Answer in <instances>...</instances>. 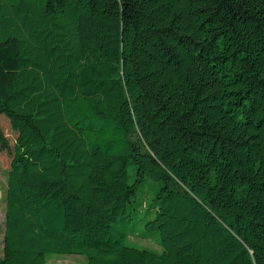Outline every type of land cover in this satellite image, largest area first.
Instances as JSON below:
<instances>
[{"label": "trees", "instance_id": "trees-1", "mask_svg": "<svg viewBox=\"0 0 264 264\" xmlns=\"http://www.w3.org/2000/svg\"><path fill=\"white\" fill-rule=\"evenodd\" d=\"M0 150V264H264V0H0Z\"/></svg>", "mask_w": 264, "mask_h": 264}, {"label": "rangeland", "instance_id": "rangeland-1", "mask_svg": "<svg viewBox=\"0 0 264 264\" xmlns=\"http://www.w3.org/2000/svg\"><path fill=\"white\" fill-rule=\"evenodd\" d=\"M4 132L7 135L9 141L13 144L15 140V133L11 128L10 123L4 117L1 119ZM11 164V156L8 152L0 150V255L3 252L4 248V233H5V223H6V199H7V189H8V170ZM136 232L138 237L133 239V243L146 246L153 249L158 250L159 252L162 251L161 246L156 241L155 234L151 235V238H145L146 233L142 229V226H138L136 228ZM153 243V244H152ZM82 262V257L71 255V256H63L58 257L48 264H79Z\"/></svg>", "mask_w": 264, "mask_h": 264}]
</instances>
